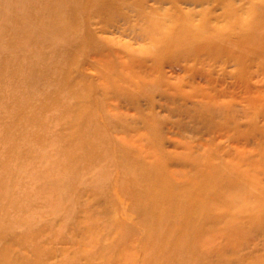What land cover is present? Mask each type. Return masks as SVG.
<instances>
[{
    "label": "rangeland",
    "instance_id": "1",
    "mask_svg": "<svg viewBox=\"0 0 264 264\" xmlns=\"http://www.w3.org/2000/svg\"><path fill=\"white\" fill-rule=\"evenodd\" d=\"M262 4L0 0V264H264Z\"/></svg>",
    "mask_w": 264,
    "mask_h": 264
},
{
    "label": "bare ground",
    "instance_id": "2",
    "mask_svg": "<svg viewBox=\"0 0 264 264\" xmlns=\"http://www.w3.org/2000/svg\"><path fill=\"white\" fill-rule=\"evenodd\" d=\"M231 1H232V0H229V1H227V0H223V3H224L225 6L227 7V8H226V12H227V13H231V12H230L231 10H230V8H229V7H230V3H231ZM260 7H261L262 10H264V4L260 5ZM224 37H225V36H224ZM216 39H217V37H216ZM221 45H222V44H221ZM66 80H67V79H66ZM70 85H71V84H70ZM244 144H245V143H244ZM247 146H248V145H247ZM253 171H254V170H253ZM254 174H255V173H254ZM254 178H255V177H254ZM255 180H256V179H255ZM251 182H252V181H251Z\"/></svg>",
    "mask_w": 264,
    "mask_h": 264
}]
</instances>
